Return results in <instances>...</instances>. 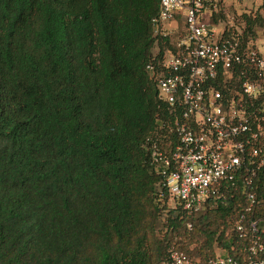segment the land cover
Here are the masks:
<instances>
[{"label":"trees","instance_id":"16d2710c","mask_svg":"<svg viewBox=\"0 0 264 264\" xmlns=\"http://www.w3.org/2000/svg\"><path fill=\"white\" fill-rule=\"evenodd\" d=\"M160 0H0V264L243 259L246 189L198 216L173 207L151 148L170 112L149 66ZM224 19L214 14L212 22ZM244 38L264 28L244 13ZM161 54L159 55L160 58ZM189 224L192 227H189Z\"/></svg>","mask_w":264,"mask_h":264},{"label":"built area","instance_id":"2783aa9c","mask_svg":"<svg viewBox=\"0 0 264 264\" xmlns=\"http://www.w3.org/2000/svg\"><path fill=\"white\" fill-rule=\"evenodd\" d=\"M219 2L160 0L153 21L155 35L169 38V44L162 53L157 47L149 72L170 117L153 142L152 167L164 178L173 207L192 216L225 203L227 191L240 187L246 189L248 211L260 204L264 41L246 40L240 18V24L212 22ZM244 219L234 226L246 241L243 259L223 250L206 264H264V229ZM170 262L202 264L182 249L171 252Z\"/></svg>","mask_w":264,"mask_h":264},{"label":"rangeland","instance_id":"374dc122","mask_svg":"<svg viewBox=\"0 0 264 264\" xmlns=\"http://www.w3.org/2000/svg\"><path fill=\"white\" fill-rule=\"evenodd\" d=\"M220 3V2H219ZM223 4L222 7H224L226 10L234 12V13H242L241 16H238L239 18L242 17L244 13H248V11L251 12H256L257 10H263L261 12L264 15V0H223L221 1ZM218 15H221V8H218ZM235 19L234 22L235 24H240V20ZM228 19L221 20L220 24L224 25L228 22ZM179 23L182 24L183 21L179 20ZM257 40L264 41V28H261L258 30V34L256 37ZM157 49L156 52L157 53Z\"/></svg>","mask_w":264,"mask_h":264},{"label":"crops","instance_id":"0c3cea01","mask_svg":"<svg viewBox=\"0 0 264 264\" xmlns=\"http://www.w3.org/2000/svg\"><path fill=\"white\" fill-rule=\"evenodd\" d=\"M221 1H223V0H220V3H219V5H218V7L221 8V13L224 15V19H223V20L229 18V20H228L227 23H231V22H232V19H233V21H234L235 19L238 20V18H239L238 16H241L242 13H234V12H231V11L226 10L224 7H222L223 4L221 3ZM257 11H258V10H257ZM260 11L263 12V10H260ZM248 13H250V12L248 11ZM240 19H241V18H240ZM220 22H221V20H220L219 22H217V24H220ZM227 23H226V24H227Z\"/></svg>","mask_w":264,"mask_h":264}]
</instances>
